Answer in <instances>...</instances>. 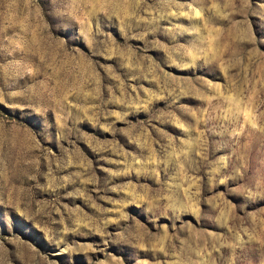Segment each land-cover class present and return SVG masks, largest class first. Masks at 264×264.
Instances as JSON below:
<instances>
[{
    "label": "rangeland",
    "instance_id": "obj_1",
    "mask_svg": "<svg viewBox=\"0 0 264 264\" xmlns=\"http://www.w3.org/2000/svg\"><path fill=\"white\" fill-rule=\"evenodd\" d=\"M0 264H264V0H0Z\"/></svg>",
    "mask_w": 264,
    "mask_h": 264
}]
</instances>
